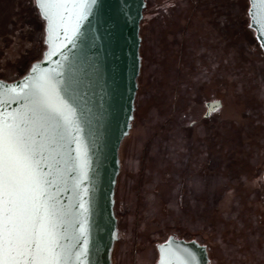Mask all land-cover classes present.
<instances>
[{
	"label": "rangeland",
	"instance_id": "1",
	"mask_svg": "<svg viewBox=\"0 0 264 264\" xmlns=\"http://www.w3.org/2000/svg\"><path fill=\"white\" fill-rule=\"evenodd\" d=\"M181 1L192 0H148L146 6L142 36L148 69L138 96L137 121L129 138L123 142L122 151L131 143L134 144L133 154L138 153L146 143L156 147L151 152L153 165L139 180L137 159L134 158L122 171L116 203L119 238L113 251V264H155L158 259L157 244L172 234L186 239L195 238L205 244L211 264H234L236 257L239 258L236 264H248L253 258L250 245L245 244V231L233 230L229 222L232 221L230 214L234 206L239 203L236 198L239 193L245 199L253 192L264 195V117L254 121L251 130L248 127L251 123L248 113L254 111L255 116H260L263 110L254 95L248 93L259 91L261 96L264 94V87L260 88L261 84L264 86V52L256 39L255 30L249 26V1L243 0L246 2L243 4L238 3L239 0H230L227 2L229 8L225 9L224 0H216V13L220 16L218 22L198 24L195 29L198 44L189 47L186 52L188 57L195 53L203 56L202 60L193 62L194 66L202 71H212V75L208 74L205 80L208 89L221 83L223 94L226 90L233 91V98L238 91L236 106L227 103L216 119L205 122L210 126L232 122L238 131L230 136L222 133L216 141L215 133L200 126L190 143L177 137L172 142L167 118L168 88L164 84L166 65L170 62L169 50L158 46L157 33L163 19L171 16L172 24L177 27L179 14L188 13L186 4L182 5ZM27 5V0H0L2 77L14 78L22 74L43 51L40 43L42 33L39 36L32 29L33 16ZM152 12H155L154 16H151ZM204 16L201 15L202 20ZM182 23L187 21L184 19ZM169 34L171 39L172 33ZM178 40H181L180 34ZM168 43H171L170 40ZM240 49L247 50L246 56L242 55L239 62L247 69L241 78L244 82H239L241 79L237 78L239 66H232L233 69L226 66L237 59ZM174 63L177 64V61ZM235 68L237 75L233 74ZM254 85L259 86L255 92ZM163 88L165 103L163 110L161 108L163 116L160 117L159 102ZM221 129L232 131L226 124ZM169 145L175 150L171 157L168 156ZM191 145L194 147L190 148ZM194 160L201 161L197 164ZM183 163L190 166L185 168ZM182 175L190 181L189 188L186 191L182 187L178 197L177 184ZM140 186L143 197L137 204L134 196ZM232 189L236 192L235 197ZM184 191L188 193L186 201L182 199ZM262 213L264 220V211Z\"/></svg>",
	"mask_w": 264,
	"mask_h": 264
},
{
	"label": "water",
	"instance_id": "2",
	"mask_svg": "<svg viewBox=\"0 0 264 264\" xmlns=\"http://www.w3.org/2000/svg\"><path fill=\"white\" fill-rule=\"evenodd\" d=\"M249 2L250 27L264 51V3ZM146 6L147 0H67L51 27L38 9L46 22L42 59L18 79L0 78V121L12 123L28 110L26 94L41 77L55 84L74 113L47 161L54 164L48 178L56 184L49 190L68 264H113L120 151L135 119ZM157 249L156 264H211L208 247L194 238L172 234Z\"/></svg>",
	"mask_w": 264,
	"mask_h": 264
},
{
	"label": "snow or ice",
	"instance_id": "3",
	"mask_svg": "<svg viewBox=\"0 0 264 264\" xmlns=\"http://www.w3.org/2000/svg\"><path fill=\"white\" fill-rule=\"evenodd\" d=\"M35 2L51 27L67 0ZM250 15L255 17V12ZM26 97L30 103L25 113L12 123L0 121V264H68L69 254L56 231L57 202L49 190L56 184L55 178H48L54 164L47 161L55 151V138L63 136L74 113L46 77L39 78ZM50 132L52 143H46Z\"/></svg>",
	"mask_w": 264,
	"mask_h": 264
},
{
	"label": "flooded vegetation",
	"instance_id": "4",
	"mask_svg": "<svg viewBox=\"0 0 264 264\" xmlns=\"http://www.w3.org/2000/svg\"><path fill=\"white\" fill-rule=\"evenodd\" d=\"M186 2L181 1V4L182 5L186 4L185 6L188 9L192 6H195L196 4L201 5V2H199V1L192 0L191 2L190 1H186ZM147 3H148V0H147ZM154 13L155 12H152L153 16H154ZM164 21H165V19H163L160 22V29H159V32L157 33V34H159L157 41H158V46L161 49L166 48L167 50H169L168 55L170 58V62L166 65V81L164 83L167 87L166 86H164V87L168 88V93H167L168 117L167 118H168L169 124L171 126L170 130H171V138H173V139H171L172 142H174V138L177 137L178 139L184 140V142L187 140L190 143L192 141V136L196 135V130L200 126H204L208 130H210L211 132L215 133L216 141H217V138L219 140L220 135L224 132V130L221 129V126L223 124H226L227 126H229L230 129L233 132L235 131V133H236V131H238V128L233 127L234 124L232 125V122H227V123L226 122L225 123L219 122V124H217V125L210 126L205 121H207V120L210 121L212 119H216L217 114L223 109V107L227 103H229L231 105L233 104L234 106H236L238 103L237 102L238 101V96H237L238 91L235 94L236 95L235 98H233L234 97L233 91L226 90L225 93L223 94V86L221 83L219 84V86H216V87L211 86L208 89L207 86H205L206 73H207L206 71H202L197 66L190 64L191 61H188V60H187L186 64H181L180 58L183 56L182 51H181L182 50V48H181L182 42H183L181 29H182L183 23L181 22L180 25L179 24L177 25V27L174 26L176 28V30L174 32L172 23L170 21H167V19H166L167 22L165 24H167V25H165V24L163 25ZM165 30H167V31L165 32ZM142 31H143V27L141 28V36H142ZM169 33H172L171 39H169L170 38L169 35H171ZM179 34L181 36L180 42H178L179 41L178 40ZM169 40L171 43H168ZM145 51H146V47H145L144 39L142 36V45H141L142 68H141V73H140V77H139V89H138L137 98L139 96V93H140V90H141V87L143 84V80H144L145 75H146V70L148 69L145 66V59H146ZM175 51H176V53H175ZM43 53H44V50L36 61L42 59ZM176 61H177V64L174 63ZM28 69L25 72H23L22 74L18 75L17 77H14V78H9V77H0V78H2L4 80H8V81H13L15 79L22 77L28 71ZM219 75H220V73L218 75H215L214 77H217ZM241 95H239V97ZM263 96H264V94H263ZM235 99H236V101H235ZM164 100H165L164 99V93H162V95L160 97V102H159L160 103L159 104L160 109L158 112L160 117L163 116L162 110L164 108V103H165ZM219 102H221V104H219ZM201 107H203V110L201 109ZM161 108H162V110H161ZM213 109H215V110H213ZM262 109L263 110L260 112V116L259 115L255 116L254 111L253 112L250 111L248 113V117L251 119V123L248 126L250 130L253 128L252 124L254 121H256L257 119L261 120L260 119L261 116L264 117V113H263L264 104L262 106ZM136 110H137V106H136ZM194 114H195V116H194ZM136 119L137 118H136V111H135V119H134L133 123H135L137 121ZM201 120H202V122H199ZM133 126H134V124H133ZM157 136H158V134H157ZM203 143H204V141H203ZM133 145H134L133 143L129 144L128 147H126L124 149V152L122 151V147H121V151H120V157H121V161H122L121 172L125 169V166L127 164L130 165L131 161L135 158V159H137V166H138L137 176H138V180H139V177H143L144 175H146L149 171V167L153 165V162L151 160V157H152L151 152L153 149H155L156 145L152 146L151 144L147 145V143H146L141 148V150H139V152L136 154L132 153V148L134 147ZM122 146H123V143H122ZM193 147H194V145L190 146V148H193ZM168 148L170 151L168 156L171 157V155H172L171 153H173L175 150H174V147L171 148V145H169ZM202 160H205V158ZM194 161L195 162L197 161L196 163L198 164V163H200L199 161H201V160H199V161L194 160ZM184 166L186 168V167H189L190 165L188 163L187 164L185 163ZM263 173H264V171H263ZM263 181H264V179H263ZM189 182H188L187 177H184V175L181 176L180 181L177 184V186H178V197H179L180 189L182 187H184V189L186 191L188 190ZM141 186H140L139 190H138V188L135 190L134 201H136L137 204L140 203L141 197H143V193L141 191L142 190ZM186 191H184V193H183V198H182L183 201L187 200L188 193ZM116 203H117V201H116ZM180 237H182V236H180Z\"/></svg>",
	"mask_w": 264,
	"mask_h": 264
},
{
	"label": "trees",
	"instance_id": "5",
	"mask_svg": "<svg viewBox=\"0 0 264 264\" xmlns=\"http://www.w3.org/2000/svg\"><path fill=\"white\" fill-rule=\"evenodd\" d=\"M196 1L201 2V5L196 4L195 6L190 7L188 9V13L186 15L179 14L180 15L179 16L180 22L177 23V25L178 24L180 25V23L184 19L187 21L186 24L182 25V29H181L182 38H183L182 47H181L182 48L181 51H182L183 56L180 58L181 64H186L187 60H188V61H191L190 64L195 65V64H193V62H197L200 59L202 60L203 56H200V54L195 53L191 57H188V54H187L189 47H191V48L196 47L198 44L197 39H195L196 26L198 24H201V22L205 23L206 21L218 22V20L220 18V16L216 13V11H217L216 0H196ZM229 1L230 0H224L225 9L229 8L228 7L229 4H227V2H229ZM238 3L245 4L246 2H244L243 0H241V1L239 0ZM27 4H28L27 6L29 8V11L32 13V14L31 13L30 14L33 16L32 17V24H31L32 29L39 36L42 33L40 43L43 46V50H45L46 45L44 43V37H45L46 22L42 18V16L40 15L39 10L36 6L35 0H27ZM205 4H208V6H205ZM249 7H250V2H249ZM204 14H205V16H204V19L202 20L201 15H204ZM145 15H146V9H145ZM151 16H152V13H151ZM248 16H249V13H248ZM170 17L171 16H169L166 19H167V21H170L171 23H173V21H171ZM145 18H146V16H145ZM145 18L142 21L141 28L143 27V22H144ZM248 18H249V26H250V17H248ZM166 19L163 22V25L167 22ZM165 25H167V24H165ZM172 26L174 27V24H172ZM166 31L167 30H165V32ZM190 43H192V45H190ZM246 54H247L246 49H240L238 51V54H237V59H234L233 60L234 62L231 61V62H228L226 64L227 67L231 66L228 68H232V69H233L232 66H235V67L239 66L240 70L238 69L237 78H240V79L241 78L243 79V77L247 71V69L245 68V65H239V62L241 61L242 55L246 56ZM36 60H34L33 62H35ZM32 63H31V65H32ZM206 72H207L206 76L208 74L212 75L211 70H207ZM235 73H237L236 68L233 70V74L237 75ZM0 77H2V76H0ZM247 78L249 79V75H247ZM242 79L239 82H241V81L244 82ZM165 81H166V78H165ZM258 87H259L258 85L257 86L254 85V87H252L253 91L254 92H255V90L257 91ZM262 87H264V86L261 84L260 88L262 89ZM242 88H240V90L238 89L240 94H243ZM249 92H251L252 94L248 93V92L247 93L252 95V96L254 95L253 98L256 99L257 102H259V104L262 107L264 104V96L263 95L261 96L259 91L255 92V93H253L252 91H249ZM162 93H164V88L162 89ZM255 95L257 97H255ZM137 105H138V98L136 100V106ZM263 113H264V111H263ZM133 124H135V123H133ZM223 133H224V135H229V136H230V134L231 135L235 134V132H233V131H228V132L224 131ZM129 136H130V134H129ZM129 136L127 138H129ZM226 158L229 159V157H227V156H226ZM223 161H224V159H223ZM121 164H122V161H121ZM251 166L253 167L252 164H251ZM254 169H256V168H254ZM121 174H122V172L120 173V175L118 177V184H117V189H116V201H117V193H118V189H119ZM232 191L234 192V197H235L236 192L234 191V189H232ZM252 194L253 195L248 196L247 199L241 197L242 193H239V196H236V198L239 199L238 200L239 203H236V205L234 206L233 212L230 214V220H232V221L229 222V226L233 230L239 229V231H240L243 229L245 231V236H244L245 240H246L245 244L250 245L251 253L253 254V258L248 264H264V220L262 218L263 217L262 212L264 211V196L260 195L259 192H253ZM243 204H245V206H243ZM261 208H263V211L261 210ZM226 244H232V243L227 242ZM233 258H235V257H233ZM238 259H239L238 257H236L235 260L233 259L234 264H236ZM211 261H212V259H211Z\"/></svg>",
	"mask_w": 264,
	"mask_h": 264
}]
</instances>
